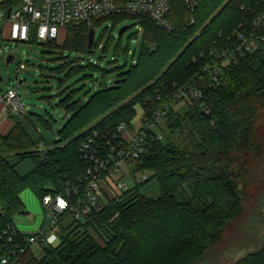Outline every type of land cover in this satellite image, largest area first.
Returning <instances> with one entry per match:
<instances>
[{
  "label": "trees",
  "instance_id": "obj_1",
  "mask_svg": "<svg viewBox=\"0 0 264 264\" xmlns=\"http://www.w3.org/2000/svg\"><path fill=\"white\" fill-rule=\"evenodd\" d=\"M19 1L1 0L0 7L10 9ZM169 1L172 31L139 20L143 35L134 66L125 63L114 70L109 86L101 73L100 88L84 102L76 98L78 91L62 93L59 104L67 120L50 145L30 115H10L12 126L0 136V233L23 213L24 190L39 201L67 193L75 201L73 190L86 168L81 145L89 134H112L120 124L130 125L138 101L144 118L168 107L156 124L161 138L145 141L132 170L145 172L147 179L111 199L104 193L103 209L83 222L73 219L61 226L62 216L60 244L43 246L40 258L26 250L21 264H217L231 250L244 251L232 264H264V45L224 64L216 84L203 72L260 5L256 0H201L190 13L182 0ZM125 18L130 19L111 15L91 27H68L41 44L86 54L96 45L87 49L89 28ZM53 61L61 65L53 72L65 76L57 78L61 87L79 73L80 81H93L84 73L86 66L73 73L77 62L68 57L57 54ZM184 87L186 96L177 100ZM25 163L31 168L20 173ZM149 182L157 184L156 198L139 192ZM182 191L188 199L179 201ZM88 228L104 233L102 244Z\"/></svg>",
  "mask_w": 264,
  "mask_h": 264
},
{
  "label": "built area",
  "instance_id": "obj_2",
  "mask_svg": "<svg viewBox=\"0 0 264 264\" xmlns=\"http://www.w3.org/2000/svg\"><path fill=\"white\" fill-rule=\"evenodd\" d=\"M182 1L187 11L193 13L201 0ZM256 1L260 6L253 11V17L239 25L238 30L228 37L227 44L216 52L214 60L203 68L213 84L218 83L224 64L236 62L264 45V0ZM15 5L10 12L0 7V36L8 43H27L32 38L38 44L46 43L56 40L61 30L80 25L91 27L94 21L111 15L128 16L138 23L141 19H148L159 29L167 32L173 29L168 20L169 0H20ZM193 23L191 18L190 25ZM26 67V64H19V69ZM186 90V87L180 89L176 99L185 97ZM196 96L201 97L200 93ZM0 104L11 114H25L15 87L0 94ZM167 109L163 106L153 111L150 118H144L141 109L130 125L120 124L112 134L93 131L86 137L81 145L86 168L79 185L73 190L75 201L71 202L69 193L57 196L47 194L40 201L54 223L57 224L66 215L75 220H85L91 212L98 213L103 209L107 202L104 193L111 199L147 179L145 172L133 174L132 170L143 154L145 141L154 135L161 138L156 124ZM126 174L132 178L131 187L121 181L123 176L127 177ZM118 175L119 178L115 179ZM42 243L41 237L22 238L14 224L10 223L0 233V264H21L20 258L26 250L40 258L31 246Z\"/></svg>",
  "mask_w": 264,
  "mask_h": 264
},
{
  "label": "rangeland",
  "instance_id": "obj_3",
  "mask_svg": "<svg viewBox=\"0 0 264 264\" xmlns=\"http://www.w3.org/2000/svg\"><path fill=\"white\" fill-rule=\"evenodd\" d=\"M111 25L112 20H107L99 26L92 27L96 45L86 54L54 49L38 44L34 39L27 43H8L3 41L0 36V78L2 80L0 81V94H4L11 87L16 88L25 109V114L30 115L33 119L36 129L40 132V136L46 145H50L55 141L57 138L56 130L67 120V115L59 104V99L64 91V93L68 90L78 91L76 98L84 102L89 94L100 88L101 73H105L106 86H109L115 80L116 72L114 70L124 66L125 63L128 67L135 65L141 50L143 35L141 24L133 18H125L119 23ZM123 27H127V29L119 36V30ZM117 44H119L118 47ZM124 49H127L125 55L122 52ZM57 54H62L71 61L77 62L72 68L73 73H76L79 67L86 66L84 73L92 78L93 81L87 79L80 81L82 73H79L69 79L66 83L67 85L61 87L57 78L60 77L65 80V76H61V73L57 75V73L53 72L55 68L61 67L59 62L53 61ZM8 56H11L13 60L7 63ZM19 64H26L27 67L19 69ZM133 109L135 114L139 115L141 113L139 101L134 104ZM127 129L130 128L128 127ZM41 147L43 148V145ZM2 154L7 155L6 152ZM30 168L29 163L22 164L19 166V172L25 173ZM119 176L115 177V179L119 178ZM135 176L137 177L138 175ZM121 181L126 182L130 187L132 185V178L129 175L127 177L123 176ZM139 192L149 198H156L159 195L155 182H149L139 187ZM23 197L25 202L31 201L37 206V211L34 212L36 217L46 213V209L30 190H25ZM176 198L179 201L188 199V193L182 191L176 195ZM26 210L23 207V211L26 212ZM23 217L24 215L22 214L15 216L14 225L16 228H20L19 220L20 218L23 219ZM72 221V216L66 215L59 222L61 226H66ZM79 221L83 222V220ZM75 227L72 225L71 229ZM87 231L99 244H102L101 234L104 236V233L100 229L95 232L88 228ZM256 243L255 241L254 244ZM243 253L244 251L235 252L231 250L221 256L217 264H232L236 260L234 258L240 257ZM205 264L215 263L210 260Z\"/></svg>",
  "mask_w": 264,
  "mask_h": 264
},
{
  "label": "crops",
  "instance_id": "obj_4",
  "mask_svg": "<svg viewBox=\"0 0 264 264\" xmlns=\"http://www.w3.org/2000/svg\"><path fill=\"white\" fill-rule=\"evenodd\" d=\"M10 115L11 113L5 109L2 104H0V136L4 135L12 126ZM24 192L25 190L20 194V199L23 203L24 209L27 210L26 212L23 211L22 215H24V217L23 219L20 218L19 220V224L21 226H19V229H16L22 238L27 239L30 237H41L43 239V243L41 245L31 246V249L34 251L35 255L41 257L43 255V246L55 248L60 244V238L58 235L59 224L54 223L51 214L48 213L47 210L45 211V214H41L40 216L36 217L34 212L37 211V206L31 203V201H24ZM14 218L12 221L13 224ZM35 219L37 220L35 221Z\"/></svg>",
  "mask_w": 264,
  "mask_h": 264
},
{
  "label": "water",
  "instance_id": "obj_5",
  "mask_svg": "<svg viewBox=\"0 0 264 264\" xmlns=\"http://www.w3.org/2000/svg\"><path fill=\"white\" fill-rule=\"evenodd\" d=\"M8 12H10V9H8ZM127 29V27H123L119 30V33L118 35L120 36L122 34L123 31H125ZM94 43V30L92 28H89L88 29V33H87V49H91L92 45ZM12 60V57L11 56H8L7 57V63ZM0 81L1 78H0Z\"/></svg>",
  "mask_w": 264,
  "mask_h": 264
}]
</instances>
